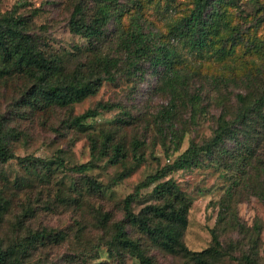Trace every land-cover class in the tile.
<instances>
[{
	"label": "rangeland",
	"instance_id": "1",
	"mask_svg": "<svg viewBox=\"0 0 264 264\" xmlns=\"http://www.w3.org/2000/svg\"><path fill=\"white\" fill-rule=\"evenodd\" d=\"M115 3L117 19L107 26V39L92 43L71 32L70 22L76 6H82L87 20L92 19L94 0H0V13L16 9L31 19L38 46L63 60L64 75L79 74V78L97 76L101 72L99 58L118 54L122 34L139 14L146 33L157 34L161 42L181 54L177 67L198 75L192 78L188 94L173 103L164 90L161 69L143 62L138 72L130 75L122 61L113 80L103 81L94 95L68 107H45L30 98L32 83L27 80L1 81L0 123L12 136L15 159L0 162V190L8 187V195L16 196L0 220V243L11 248L35 233L53 235L31 250L26 264H140L130 257L112 255L109 244L115 224L124 220L126 197L148 177L164 173L163 178L141 190L134 203L136 213L156 202L152 191L157 184L171 179L192 201L183 231L189 250L209 249L213 245L211 231L217 229L225 250L233 248L235 257L245 254L255 258L256 264H264V204L254 197H245L237 204L236 213L245 228L242 234L230 223H219V203L230 183L223 169L207 160L174 168L192 143L211 139L221 114L213 87L204 76L239 78L256 69L264 71V0H239L235 6L218 4L222 26L202 53L172 37L174 25L192 11L195 0ZM239 91L233 85L225 94L232 97ZM90 109L97 110L98 116L86 122L88 130L73 126V120ZM91 138L102 152L101 159L94 162ZM115 146H121L126 156L119 164L109 162ZM135 156L144 161L137 165ZM89 162L92 167L85 175L69 170ZM125 167L133 171L119 181ZM25 178L30 179L29 184L17 191L14 182ZM94 180L101 191L92 188ZM127 229L155 262L194 264L150 241L138 229L130 225ZM221 264L240 262L225 258Z\"/></svg>",
	"mask_w": 264,
	"mask_h": 264
},
{
	"label": "trees",
	"instance_id": "2",
	"mask_svg": "<svg viewBox=\"0 0 264 264\" xmlns=\"http://www.w3.org/2000/svg\"><path fill=\"white\" fill-rule=\"evenodd\" d=\"M94 2L96 11L92 19L87 20L82 6H76L70 22L71 32L91 43L107 39L105 31L111 20L117 19L118 11V7L114 6L115 0ZM238 2L239 0H195L192 11L174 25V41L188 44L190 50L195 52L206 51L212 36L219 34L222 26V13L218 4L235 6ZM138 15L132 18L130 28L122 34L118 54L99 58L97 67L101 68V72L97 76L79 78V74L64 75L63 60L38 46L31 32V19L17 13L16 9L0 13V82L10 78L27 80L32 83L30 98L33 96L45 107H68L94 95L103 81L113 80L114 71L122 61H125L130 75H135L140 64L146 62L155 70H162L164 90L170 94L173 103H176L188 94L192 78L198 74L178 68L181 54L174 46L161 42L157 34L146 33ZM204 77L207 84L213 87L212 92L216 94L214 102L220 106L221 114L211 139L199 145L192 143L175 162L174 168L183 169L207 160L223 169L230 183L219 203V223H230L244 234L245 228L240 224L236 213L237 204L243 202L245 197H254L264 204V71L256 69L239 78ZM233 85L240 91L232 97L226 96L225 93ZM97 116L98 111L90 109L76 117L72 124L87 131L86 122ZM11 137L4 132L0 123L1 163L15 159L10 146ZM96 142L95 138H91L94 157L92 162L100 160L102 156ZM179 146L178 142L177 149ZM113 150L114 155L109 162H123L126 156L122 153V147L115 146ZM135 161L140 165L144 158L135 156ZM92 162L69 170L85 175L92 167ZM26 170L29 172V167ZM132 171L133 168L125 167L118 180L129 177ZM164 176V173H158L148 177L137 187L135 193L124 200V220L115 224V232L109 244L112 255L122 259L130 257L140 264H159L147 253L141 241L131 237L127 229V225H130L150 241L160 243L169 252L183 255L194 264H221L225 258L237 260L240 264H256V259L251 256L244 254L239 258L231 252L233 248L225 250L217 229L211 231L213 245L209 249L201 252L189 250L183 242V231L188 225L192 201L171 179L157 184L152 191L156 202L136 213L134 203L138 201L141 190ZM29 180H16L14 188L17 191L23 190ZM91 186L98 191L102 190L95 180ZM9 190L8 187L0 190V220L9 212L16 196L8 195ZM51 236L53 235L35 233L22 244L11 248L0 243V264H26L31 250H36L37 244Z\"/></svg>",
	"mask_w": 264,
	"mask_h": 264
}]
</instances>
